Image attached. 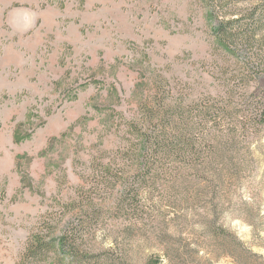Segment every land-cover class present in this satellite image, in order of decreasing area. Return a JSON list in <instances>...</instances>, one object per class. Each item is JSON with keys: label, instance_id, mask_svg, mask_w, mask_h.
Instances as JSON below:
<instances>
[{"label": "rangeland", "instance_id": "1", "mask_svg": "<svg viewBox=\"0 0 264 264\" xmlns=\"http://www.w3.org/2000/svg\"><path fill=\"white\" fill-rule=\"evenodd\" d=\"M255 3L0 0V264L40 226L79 264H264V82L213 37Z\"/></svg>", "mask_w": 264, "mask_h": 264}, {"label": "trees", "instance_id": "2", "mask_svg": "<svg viewBox=\"0 0 264 264\" xmlns=\"http://www.w3.org/2000/svg\"><path fill=\"white\" fill-rule=\"evenodd\" d=\"M215 1L229 7L232 0ZM253 1L256 3L248 11L236 13L235 17L223 16L213 31L216 46L243 66L242 75L237 77L243 83L249 77L264 82V49L260 47L264 40V0ZM263 113V109L258 112ZM49 235L42 226L32 231L16 264H79L82 261L79 250L68 246L76 244V239Z\"/></svg>", "mask_w": 264, "mask_h": 264}]
</instances>
